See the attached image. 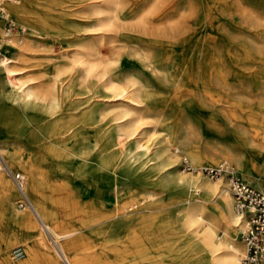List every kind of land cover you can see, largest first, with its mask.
<instances>
[{
	"label": "bare ground",
	"instance_id": "1",
	"mask_svg": "<svg viewBox=\"0 0 264 264\" xmlns=\"http://www.w3.org/2000/svg\"><path fill=\"white\" fill-rule=\"evenodd\" d=\"M69 1L2 0L9 13L27 23L30 33L47 34L54 27H59L64 31L60 43H74L76 47L72 56H66L67 60L50 55L52 52L41 54L39 52L52 49L47 50L42 44H34L28 37L24 38L25 31L15 33L6 30L4 20L0 18V48L3 46L11 51V56L3 53L0 57V112L2 118H8L11 133L17 136L28 133V140L31 141L26 160L21 156L23 145L21 147L15 144L16 141L6 148L0 146V171L7 174L8 179H12L16 188L18 184L14 176L19 174L27 199L26 211H12V219L19 227V233L26 236V239H31L33 229L37 232L36 242L27 244V255L17 264H99L92 258L93 246L87 245L83 251L80 250V241L88 234L83 231L84 223L73 224L71 221L73 204L67 198L68 188L59 191L56 204L51 198L53 188H45L48 172H77L85 166L87 160L98 179L105 177L112 181V188L95 189L96 199L91 203V210H88L90 223L87 227L94 223L107 222L103 229L111 233L124 230V235L131 243L140 241L145 236L155 244L162 238V233H177L178 237H183V240L181 238L178 241L180 247L183 246L186 251H205V264H243V243L241 241L240 246L235 236V231H239V217L233 210L231 192L224 180L220 181L219 178L218 181H211L202 179L198 173H179L175 178L177 183L185 186L187 190L200 192V195L193 203L168 205L169 208L163 206L164 202L156 197L153 191L155 188L148 186L154 183L151 179L154 171L163 167L172 168L176 164L175 158L168 152L169 144L165 138L161 139V144L152 148L148 136L135 137L134 121L138 117H130L125 123L120 121L121 117L129 116L131 110H138L148 104L147 93L136 80H127L126 85L117 88L113 81L117 74L116 69L108 63L109 40L102 38L82 41L80 37L84 35L81 32L84 29L79 27L83 18L80 15V4ZM172 1L149 0L148 4L153 13L151 15L158 18L156 23L153 18H139L134 27L121 22L113 7L118 5V0H106L101 7L91 5L87 8L85 16L89 25L86 27L88 30H100L111 36V32L119 31L124 34L130 31L131 35L126 34L125 37L141 44L146 41L150 43L152 34L174 29L171 13L161 15L163 8L165 10ZM81 2L82 0L79 1ZM19 25L26 29L24 24ZM140 25L144 28L146 25L150 29L144 31L142 28L145 32L142 34ZM37 54L42 60L32 61L30 65L25 63L27 55L38 56ZM161 54L160 56L159 49H150L140 55L146 66L163 70L165 74L173 76L181 68L184 72L190 71L189 62L180 61L178 70L173 68L172 65L175 64L168 62V57ZM217 63L216 60H203L199 64L200 70L205 73V65L217 66ZM255 63H264V59L261 58ZM72 68L75 69L74 74L70 71ZM61 81L64 82L60 83ZM95 92L104 96L106 101L121 98L122 95L126 97L127 93L129 95L126 102L117 105L120 111L116 116L104 118L101 115V103L96 102L93 97ZM3 101L10 103L8 109L4 108ZM32 110L34 117L29 118L28 114ZM102 117L103 120L99 122ZM261 121L263 122L260 126H249V130L259 137L256 143H249L247 146H224L221 148L223 159L230 156L237 161L236 157L249 149L250 168L261 170V166L264 167V118ZM113 144L119 145L111 149ZM188 154L194 160L202 159L192 150ZM256 162H259L260 167ZM237 163L241 164L238 161ZM16 168L22 172L14 171ZM247 169L242 166L243 172L249 176ZM253 184L256 187L261 186L259 181ZM11 189L10 183L0 174V203L13 209L10 203ZM110 192L114 195L111 204L106 203V195ZM209 197L213 199L210 200ZM129 198L135 201L127 208L124 202ZM138 205L141 206L134 209ZM55 218L61 219L68 227L56 230L53 226ZM46 231L52 235L54 247L46 246L42 237V232ZM217 231H221V235ZM96 232L92 230L90 234ZM0 239L6 244L9 242V238ZM171 244L173 242L170 241L165 245ZM111 251L114 255L104 264H177L175 257L141 254L139 247L133 250L126 246L113 247ZM1 255L0 253V264H12ZM154 259H158L156 263H153Z\"/></svg>",
	"mask_w": 264,
	"mask_h": 264
},
{
	"label": "rangeland",
	"instance_id": "2",
	"mask_svg": "<svg viewBox=\"0 0 264 264\" xmlns=\"http://www.w3.org/2000/svg\"><path fill=\"white\" fill-rule=\"evenodd\" d=\"M79 1L70 0L69 2L80 4V15L83 18H81L79 27L84 29L81 31L84 35L80 39L82 41L100 40L102 38L105 41L109 40L108 63L116 69L117 74L113 81L117 88L120 89L121 86L126 85L127 80H136L147 93L148 104L138 110H131L129 116L121 117L120 121L125 123L130 117H138L134 121L135 137L148 136V142L152 148L161 144V139L165 138L169 144L168 152L175 158L174 163L176 164L172 168L156 169L151 177L154 183L148 185L155 188L153 191L156 197L162 203L164 202L163 206L169 208L168 205L190 204L200 195V192L195 193L194 190H187L185 186L177 183L175 178L179 173L183 175L198 173L202 179L211 181H218L219 179L209 178L198 170L184 169L180 164L182 156L186 157L195 168L207 164L214 165L221 160H226L235 166L247 182L254 185L253 183L259 181L261 186L257 187L264 189V167L261 166V170L250 168L248 163L251 161L248 159L250 158L249 149L236 157L241 164H238L230 156L223 159L224 156L221 153V148L224 146H247L249 143H256V139L259 138L258 135H254V131L249 130V126H260L263 122L261 119L264 118V63H255L261 58L264 59V0H173V3L165 10L163 8L161 14L171 13L174 22V29L171 30L173 33L168 31L152 34L149 39L150 43L146 41L142 44L132 40V38L125 37L126 34L127 36L131 35L130 31H126L124 34L119 31L111 32V36L100 30H88L86 26L89 23L86 22L85 16L87 15V8L89 9L91 5L101 7L106 0H82L81 3ZM118 1V5L113 7L117 10L122 23L136 27V21L139 18L144 20L153 18L155 20L153 22L156 23L158 18L151 15L153 13L148 4L149 0ZM77 4L75 8H77ZM10 15L16 24L25 25L24 38L28 37L29 41L34 42V44L37 42L42 44L45 49L48 48L47 50L52 49L39 53L52 52L49 54L56 55L63 60H67L66 56L73 55L76 47L74 43L66 45L60 43L64 37V31L59 27H54L47 34L43 32L30 33L26 22L17 19L11 12ZM144 26L145 28L140 25L139 30L142 31L140 32L142 34L150 29L146 25ZM1 48L0 57L3 53L11 56L9 49H4L3 46ZM150 49H159L160 56L163 53V56L168 57L169 63L175 64L172 65L173 68L178 70L180 61L189 62L191 64L190 71L184 72L181 68V71L175 72L172 76L165 74L163 70L158 71L151 66H146L140 54ZM53 52L55 53L53 54ZM26 57L25 63L27 65L32 64L35 60H42L40 55H27ZM203 60H216L218 63L217 66L205 65V74L201 72L199 65ZM70 71L75 73L74 68ZM128 95L129 93L126 94V97ZM93 97L96 102L101 103V115L104 118L116 116L115 114L120 111V107L117 105L126 102L125 95L110 101H106L107 99L98 92H95ZM3 102H5L4 108L8 109L10 103ZM1 113L0 146L6 148L10 143L16 141L15 144L21 147L23 145L21 156L23 160H26L31 145V141L28 140V133L22 136L11 133L8 118H2ZM28 117H34L33 110L29 112ZM102 120L103 117L99 122ZM118 145L113 144L111 149ZM189 150L196 152L202 159L199 161L192 159L188 154ZM256 164L259 166V162ZM242 166L248 168L251 178L243 172ZM14 171L22 172L18 168ZM50 172L46 177L45 188H53L52 202L56 204L60 192L64 188H68L67 198L73 204L71 221L73 224L84 223L83 231L88 234L82 237L80 250L83 251L84 246L87 245L93 246L92 258L99 264H104L111 259L114 255L111 248H124V246L131 248V250L139 247L141 254L149 256L169 255L175 257L177 264H205V251H186L183 246L180 247L178 240L181 238L183 240V237H178L177 233H162V238L155 244L153 241L147 240L145 236L141 237L140 241L131 243L124 235V230L111 233L103 229L107 222L94 223L87 227L90 223L88 222V210H91V203L96 199L94 197L95 189L112 188L110 179L107 180L103 177L100 180L96 177L95 172L90 167L89 160L85 161V166L77 172L67 174L58 170ZM0 174L11 185L10 203L13 208L10 209L0 203V237L9 238L8 244L0 239V249L2 248L0 253L2 254L1 257L7 258L12 264H17L26 257L27 244L31 241L36 242L35 234L37 232L33 229L30 240L19 233V227L12 219V213H24L26 210L25 207L22 208L18 204L20 194L12 179L9 177L11 179L9 180L7 174L2 170ZM219 180H224L223 182L227 183L223 177H220ZM106 197V203L111 204L114 199L113 193H108ZM209 199L211 200L213 197H209ZM134 201L133 198H129L124 202V205L128 208ZM140 206L138 205L134 209L137 210ZM53 226L56 230L68 227L61 219L57 218L54 219ZM92 230L98 231L90 234ZM220 232L217 231L218 235H221ZM235 236H237L236 239L241 246L238 230L235 231ZM42 237L47 247H54L53 237L48 231L42 232ZM169 239L173 242L171 246L165 245L170 242H167ZM17 245L23 248L24 254L19 259H13L11 250ZM157 260L152 261L156 263Z\"/></svg>",
	"mask_w": 264,
	"mask_h": 264
},
{
	"label": "built area",
	"instance_id": "3",
	"mask_svg": "<svg viewBox=\"0 0 264 264\" xmlns=\"http://www.w3.org/2000/svg\"><path fill=\"white\" fill-rule=\"evenodd\" d=\"M0 18L4 20V27L15 33H24V27L16 24L10 13L0 0ZM181 166L186 170H198L209 178L226 179L232 196V207L239 217V236L243 243L241 261L243 264H264V189L247 182L235 166L226 160L214 165H202L195 168L186 157L182 156ZM14 176V175H13ZM17 189L20 194L18 204L27 207V199L22 189V179L15 174ZM24 254L21 246L11 250V257L19 259Z\"/></svg>",
	"mask_w": 264,
	"mask_h": 264
}]
</instances>
